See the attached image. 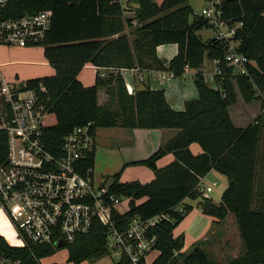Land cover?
Listing matches in <instances>:
<instances>
[{
    "label": "trees",
    "instance_id": "obj_1",
    "mask_svg": "<svg viewBox=\"0 0 264 264\" xmlns=\"http://www.w3.org/2000/svg\"><path fill=\"white\" fill-rule=\"evenodd\" d=\"M189 1L133 0L136 6L129 8L121 0H10L6 16L51 14L42 48L54 75L27 81L47 111L42 140L51 154L59 156L64 138L80 127L89 126L94 142L100 129L177 131L149 158L131 164L148 168L152 181L120 182V173L104 178L110 180L111 196L128 200L127 212L112 213L118 230L125 231L134 218L164 217L148 231L156 238L158 252L150 264H222L208 257L204 242L182 253L184 236L173 233L192 209L185 205L187 199H200L201 212L217 221L234 216L244 253L228 264H264V0H215L220 2L219 21L235 31L230 38L206 41L197 33L214 23L195 15ZM233 43L235 52L249 61L247 76L224 61ZM165 45L177 47L168 63L157 57V48ZM205 60L219 68L213 87L202 73ZM86 65L104 70L88 87L78 79ZM186 67L195 71L197 98L186 101L182 111L169 105L163 90L151 89L138 76L141 89L130 94L121 74L138 70L181 78ZM235 86L244 103L261 102L260 113L245 128L236 127L229 113L237 102ZM100 91L107 97L103 104L98 101ZM193 144L200 147V154L191 152ZM168 154L173 161L159 168L157 162ZM94 158L95 144L82 167L93 169ZM6 159L7 140L0 133V164ZM212 170L227 179L218 205L201 198L197 190L200 179ZM107 235L99 221L88 234L60 249L32 244L15 248L0 235V253L22 264H40L66 249L65 264H94L109 254ZM116 264L132 263L122 256ZM139 264L148 262L142 259Z\"/></svg>",
    "mask_w": 264,
    "mask_h": 264
},
{
    "label": "built area",
    "instance_id": "obj_2",
    "mask_svg": "<svg viewBox=\"0 0 264 264\" xmlns=\"http://www.w3.org/2000/svg\"><path fill=\"white\" fill-rule=\"evenodd\" d=\"M9 2L0 0V49L42 47L51 26V14L42 11L11 19L6 16ZM207 4L195 15L225 26L219 21L220 2L208 0ZM234 31L228 29L227 34L217 37L230 38ZM224 61L237 74L248 75V59L237 54L232 44ZM1 68L0 64V133L7 140V159L0 164V212L8 218L20 242L11 247L65 246L78 236L88 234L94 222L99 221L107 228L108 257L116 256L120 260L126 256L132 264L146 261L156 245L155 236L149 237L148 231L164 217L146 221L134 218L125 231L118 230L112 213L127 212L128 200L111 196L110 183L97 179L93 169L82 167L95 144L89 126L74 129L64 138L60 155L51 154L42 140L41 125L47 111L36 89L30 88L27 81L8 79ZM189 70L194 71L186 67L184 75ZM136 72L143 82V72ZM216 73H219L218 67ZM153 75L160 81L175 79L168 72ZM215 185H207L201 178L197 186L201 198H208L203 194H210ZM0 264L22 263L0 253Z\"/></svg>",
    "mask_w": 264,
    "mask_h": 264
},
{
    "label": "crops",
    "instance_id": "obj_3",
    "mask_svg": "<svg viewBox=\"0 0 264 264\" xmlns=\"http://www.w3.org/2000/svg\"><path fill=\"white\" fill-rule=\"evenodd\" d=\"M165 46H160V47L165 48ZM5 50L9 51L16 49H5ZM17 50H24V49H17ZM175 55H173V57ZM31 62L33 61H12V62L0 61V64L2 65L1 68L2 72L5 75L3 68L7 66L28 67L30 64H32ZM85 69L89 70L90 75L86 78H83V72ZM202 70L204 71L203 68ZM97 73H100L102 75L104 73V70L97 69L91 65H86L83 68V70L80 72L78 79L84 86L86 87L92 86L95 82ZM121 74L124 78L128 92L129 90H131V93L129 92L130 94L134 93V91L136 90L141 89V86L136 79L138 75L136 71L124 70L121 72ZM52 75H54L53 69H52V74L50 76ZM186 76H190L193 80L194 71L189 70L187 74L184 75V77ZM13 78H18V77L15 75ZM175 79L169 81H160L153 74L143 73V81L144 83H147V86H149L153 90H163L169 105L176 111H182L184 109V103L186 101L194 100L197 98V92L195 96L193 95V97L184 98L183 95L181 94L182 88L181 89L176 88V86L172 84L173 83L172 81ZM169 96H171L175 100L174 104L176 105H174L172 101L168 99ZM249 106L258 107L257 108L258 112L254 111L252 114V120H253L255 119L256 116H258V114L261 111V102L257 101ZM230 109L231 108H229V113L231 116ZM231 119L235 125V122L232 117ZM238 128H242V127L239 126ZM99 131L100 130L97 131L96 139L94 142L96 162L98 160V165L96 166L97 171L99 173H102L104 172V170L108 168V172H109L108 174L111 176L116 173H120V182L138 181L140 183H148L152 181L153 173L146 167L131 165V164L146 160L154 152H156L162 144L166 143L168 140L172 139L177 134V131L174 130L135 129L131 131L129 130L130 132L125 133L124 135L121 134L120 143L117 144L114 142V140L119 141V139H117L119 132H117V134L106 133L105 136H103V134L101 135L99 134ZM104 137H106V139L109 140L107 146L104 145L105 144L104 140L106 141ZM190 150L194 155H198L201 153L200 147L196 144L191 145ZM102 158H104L109 163L108 166L105 165L101 166ZM172 161H173V155L168 154L157 162V166L161 168L168 165ZM94 167H95V163H94ZM124 171L125 173L129 172V178L131 179L129 180L124 179L123 177ZM210 177L212 179H210ZM100 178H107V177L101 176ZM204 181L207 185H212L213 183L216 184L213 187L210 193V197L208 199H210L214 204L218 205L221 201L222 194L227 187L226 177L212 170L210 173H208L205 176ZM191 208H192L191 211L178 225V227L174 230L173 233L175 237L179 235L184 236V247L182 249V253H187L191 248V246L197 242H204L206 252L209 253L214 260L222 264H228L229 261L238 258L244 253L241 238L237 230V225L233 215H227L223 221H217L213 217L204 215L201 212L199 205H196V207L191 206ZM0 235L2 236L1 230H0ZM155 253L156 256L152 258L151 261L147 260L148 264H150L157 257L158 252L154 251L149 255L151 256Z\"/></svg>",
    "mask_w": 264,
    "mask_h": 264
},
{
    "label": "rangeland",
    "instance_id": "obj_4",
    "mask_svg": "<svg viewBox=\"0 0 264 264\" xmlns=\"http://www.w3.org/2000/svg\"><path fill=\"white\" fill-rule=\"evenodd\" d=\"M158 2H161V0H157ZM121 3L123 6L125 7H129V8H135V4L133 3V0H121ZM189 6L191 7V9H193V11L201 13L202 10L204 8H206L208 6L207 4V0H190L189 1ZM125 16H132L131 12H125ZM126 33H129L130 30L126 29L125 31ZM224 33L227 34L228 33V29L227 26H223L222 24H214V27L209 28V29H204L202 31H199L197 34L204 40H208L213 38L214 36H218L219 34ZM234 47L236 46V43L232 44ZM177 51V47L176 45H166L165 48L164 47H159L157 48V57H160V60H162L165 63H168L169 60L173 57V55H175ZM158 57V58H159ZM165 60V61H164ZM0 61H33L31 62L32 64H30L28 67H20V66H7L5 68H3L4 72H5V76L9 79L13 78L15 75L18 77L17 79L19 80H23V81H28L31 79H38V78H42V77H47L50 76L52 74V69L51 67L46 63L47 61L44 58V54H43V48L42 47H37V48H31V49H24V50H5V48L0 49ZM202 68L204 69V71L202 70V73L205 75V80L206 83L208 85H210L211 87L214 86V76L215 73L217 71V63L209 61V60H205L203 63ZM17 73V74H15ZM146 73V72H143ZM89 74V70H84L83 72V78L88 77ZM173 85L176 86V88L181 89L182 88V92L181 94L183 95L184 98H188V97H193V95L195 96L196 92L195 91V86L193 84V80L190 76H186L183 78H176L175 80L172 81ZM234 83V82H233ZM141 86V85H140ZM236 87V86H235ZM236 93H237V102L235 105H233L232 107H230V112H231V117L233 118L234 122H235V126L239 127L241 126L242 128H245L246 125H249L250 123L253 122L252 120V114L254 111H257V106H249L251 104H246L244 103L242 97L240 96L237 87H236ZM166 96V95H165ZM106 96L104 94V91H100L98 94V101L100 104H103L106 101ZM170 101H172V103L174 104L175 100L169 96L168 98ZM260 102V101H259ZM176 105V104H174ZM246 105V106H245ZM248 105V106H247ZM246 112H245V110ZM260 111V110H259ZM256 118V117H255ZM176 131V130H174ZM117 132H119V135L117 137V139H119V141L114 140L115 143L119 144L120 143V139H121V134H125V133H129V130L126 129H122V128H113V129H100L99 134H103V136H105V134H117ZM106 139V137H104ZM105 144L104 145H108L109 140L106 139V141L104 140ZM104 158L101 159V166L105 165L108 166L109 163L105 160ZM94 163H95V167L93 168L94 170V174L95 177L98 179H104V178H100L101 176L103 177H111V175H109L108 173V168L106 170H104V172L99 173L97 171V165H98V160L96 162V157L94 158ZM124 179H131L129 178V172L125 173L124 171ZM132 177V176H131ZM205 178V177H204ZM210 179H212L210 177ZM100 181V180H99ZM212 181V180H211ZM110 183V180L107 182ZM204 196H207L208 198L210 197V194H203ZM200 199L197 200H190L187 199L185 200V205H189V206H195L198 205ZM125 202V201H123ZM123 206H120L121 210H124V208H122ZM0 230H1V234L4 238V240L10 245V246H17L20 244V242L18 241V239L15 236V233L13 231L12 225L10 223V221L8 220V218L5 216V214L3 212H0ZM208 257H210L211 259L213 258L209 253H207ZM156 256V253L149 256L148 257V261H151L152 258H154ZM66 259H67V250L66 249H61V250H57L56 253L48 258L43 259L40 264H65L66 263ZM119 262V258L116 256H111V257H105L99 261H97L94 264H116ZM82 264H91V262H84Z\"/></svg>",
    "mask_w": 264,
    "mask_h": 264
},
{
    "label": "water",
    "instance_id": "obj_5",
    "mask_svg": "<svg viewBox=\"0 0 264 264\" xmlns=\"http://www.w3.org/2000/svg\"><path fill=\"white\" fill-rule=\"evenodd\" d=\"M64 246L62 245V244H57L56 246H55V248L56 249H60V248H63Z\"/></svg>",
    "mask_w": 264,
    "mask_h": 264
}]
</instances>
